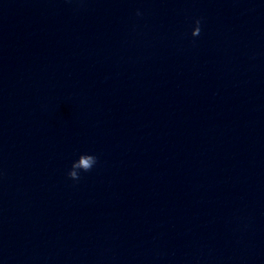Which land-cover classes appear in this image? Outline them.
I'll use <instances>...</instances> for the list:
<instances>
[{
	"label": "water",
	"instance_id": "1",
	"mask_svg": "<svg viewBox=\"0 0 264 264\" xmlns=\"http://www.w3.org/2000/svg\"><path fill=\"white\" fill-rule=\"evenodd\" d=\"M0 264H264V0H0Z\"/></svg>",
	"mask_w": 264,
	"mask_h": 264
}]
</instances>
